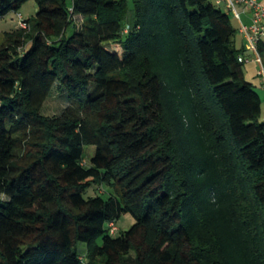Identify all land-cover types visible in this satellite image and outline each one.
Returning <instances> with one entry per match:
<instances>
[{"label": "trees", "instance_id": "trees-1", "mask_svg": "<svg viewBox=\"0 0 264 264\" xmlns=\"http://www.w3.org/2000/svg\"><path fill=\"white\" fill-rule=\"evenodd\" d=\"M28 1L0 0V19ZM34 1L0 41V264H264L262 99L230 14ZM56 85L70 104L48 117Z\"/></svg>", "mask_w": 264, "mask_h": 264}, {"label": "rangeland", "instance_id": "rangeland-1", "mask_svg": "<svg viewBox=\"0 0 264 264\" xmlns=\"http://www.w3.org/2000/svg\"><path fill=\"white\" fill-rule=\"evenodd\" d=\"M212 4L216 5L217 7H220L224 11L228 12L231 16L232 24L237 29L236 35H235V46L237 48H241L242 43L244 41L243 36L239 32L240 23L236 18V15L234 11H230L228 8V5L223 3L221 5L216 4L215 0H208ZM69 4L71 3V0H68ZM260 2L264 5V0H260ZM128 7H130V10L133 8V0H128ZM238 11L242 14V7H238ZM38 11V7L34 0H29L26 2L18 12L12 11L9 14H7L5 17L0 19V41L4 39V33L5 32H11L17 27L18 23V14L22 15L24 19H31L35 16V14ZM132 12L129 13L128 16L131 15ZM76 24L77 27L73 24L71 27L67 30V36L72 35L74 32L77 31V28L80 26V18L77 16L76 18ZM264 42V36L262 38ZM264 55V53H263ZM250 60L245 62L243 64V70L245 73V79L252 83L254 86V89L258 92L262 99V117L261 120L264 121V77L259 74L260 70V64L258 62L251 61L255 56L253 53L248 52L246 55ZM264 58V56H263ZM256 59V58H254ZM69 100L67 98V93L65 91H61L58 89V85L55 86L53 89V92L47 99L44 108H43V114L48 117H55L60 116L63 111L69 106ZM95 147L92 145H88L86 147V158H90L94 153ZM112 188L107 187L105 185L101 184H93L89 189L86 190L84 193L85 197L90 196H96L100 194L107 195L109 191H111ZM113 191V190H112ZM114 192V191H113ZM135 223L134 217L130 214H124L122 217L117 221V227L118 232L116 235H119L120 233L127 231L133 224ZM102 238L98 237L96 239L95 244H101ZM87 244L86 243H78L77 248L80 252H86L87 251Z\"/></svg>", "mask_w": 264, "mask_h": 264}, {"label": "built area", "instance_id": "built-area-1", "mask_svg": "<svg viewBox=\"0 0 264 264\" xmlns=\"http://www.w3.org/2000/svg\"><path fill=\"white\" fill-rule=\"evenodd\" d=\"M225 3L228 5L230 11H234L236 18L240 21L239 32L246 42V50L254 54L251 61L260 64L259 74L264 77V62L259 52V44L263 41L264 36V5L260 0H217V4ZM242 7V11L250 12V22L244 23L241 19V13L238 11L237 6ZM18 26L22 29H28L29 24L24 20L22 15L18 16ZM129 27L125 29L128 32ZM250 59L244 54L239 56L240 62H247ZM111 233H116L118 228L114 222L108 224Z\"/></svg>", "mask_w": 264, "mask_h": 264}, {"label": "crops", "instance_id": "crops-1", "mask_svg": "<svg viewBox=\"0 0 264 264\" xmlns=\"http://www.w3.org/2000/svg\"><path fill=\"white\" fill-rule=\"evenodd\" d=\"M216 2V4H217V0H215ZM221 4H223V3H221ZM221 4H219V5H221ZM237 7H241V6H237ZM239 9V8H238ZM241 19H242V21L244 22V23H249L250 22V12L249 11H245V12H243L242 14H241ZM238 20V19H237ZM239 21V20H238ZM239 23H240V21H239ZM241 34V33H240ZM244 39V38H243ZM241 48H244V51L246 50V42H245V40L243 41V43H242V46H241ZM240 48V49H241ZM247 53H248V51H245V54L247 55Z\"/></svg>", "mask_w": 264, "mask_h": 264}]
</instances>
